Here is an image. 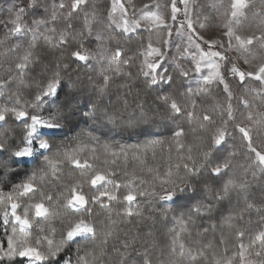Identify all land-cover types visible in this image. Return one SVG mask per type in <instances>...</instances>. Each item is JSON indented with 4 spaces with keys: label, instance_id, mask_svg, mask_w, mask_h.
<instances>
[{
    "label": "snow or ice",
    "instance_id": "6c2138e0",
    "mask_svg": "<svg viewBox=\"0 0 264 264\" xmlns=\"http://www.w3.org/2000/svg\"><path fill=\"white\" fill-rule=\"evenodd\" d=\"M0 264H264V0H3Z\"/></svg>",
    "mask_w": 264,
    "mask_h": 264
},
{
    "label": "rangeland",
    "instance_id": "374dc122",
    "mask_svg": "<svg viewBox=\"0 0 264 264\" xmlns=\"http://www.w3.org/2000/svg\"><path fill=\"white\" fill-rule=\"evenodd\" d=\"M133 3L139 4V0H133Z\"/></svg>",
    "mask_w": 264,
    "mask_h": 264
},
{
    "label": "trees",
    "instance_id": "16d2710c",
    "mask_svg": "<svg viewBox=\"0 0 264 264\" xmlns=\"http://www.w3.org/2000/svg\"><path fill=\"white\" fill-rule=\"evenodd\" d=\"M0 3H3V0H0ZM227 235V234H226Z\"/></svg>",
    "mask_w": 264,
    "mask_h": 264
}]
</instances>
